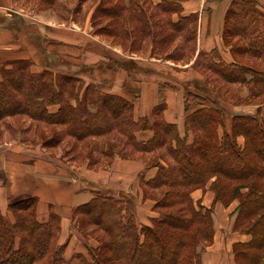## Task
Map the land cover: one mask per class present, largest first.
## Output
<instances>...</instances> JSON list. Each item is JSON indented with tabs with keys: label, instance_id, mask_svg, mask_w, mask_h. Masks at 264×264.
Instances as JSON below:
<instances>
[{
	"label": "trees",
	"instance_id": "obj_1",
	"mask_svg": "<svg viewBox=\"0 0 264 264\" xmlns=\"http://www.w3.org/2000/svg\"><path fill=\"white\" fill-rule=\"evenodd\" d=\"M180 10V0H100L91 23L96 34L131 52L149 39L152 53L186 61L195 51L196 16L174 20ZM222 40L230 48L231 62L212 49L200 51L194 66L217 88V96L264 106V10L258 0L230 1ZM30 66L29 60L19 59L0 68V121L24 116L37 129H54L42 145L53 148L67 138L66 156L83 157L90 167L114 155L143 159L146 166L156 167L152 178H141L143 195L154 200L156 215L139 226L124 198L96 190L73 207L72 217L79 233L97 245H87V255L76 252L66 260L65 244L58 242L59 215L50 210L48 219L39 221L37 196H25L8 204L11 218L0 209V264H202L200 253L213 235L212 212L196 205L190 193L209 181L216 201L226 205L239 200L233 226L251 235L248 242L234 244L237 263L262 264L264 116L233 115L226 130L223 109L214 106L209 94H194L192 109L186 99L181 134L164 120V100L154 105L151 117L135 118L133 102L122 95L70 74L33 72ZM235 84L249 87L248 94H227ZM221 90L225 94H218ZM50 105L57 110L50 112ZM146 129L152 136L138 140L135 133Z\"/></svg>",
	"mask_w": 264,
	"mask_h": 264
},
{
	"label": "crops",
	"instance_id": "obj_2",
	"mask_svg": "<svg viewBox=\"0 0 264 264\" xmlns=\"http://www.w3.org/2000/svg\"><path fill=\"white\" fill-rule=\"evenodd\" d=\"M99 1L54 0L44 4L41 0H0V68L10 61L26 59L33 72L47 69L79 77L85 84L130 99L135 118L151 117L154 105L164 100V120L174 123L183 134L187 95L202 94L194 86L205 84L204 74L194 66L198 53L217 49L223 61L233 60L230 48L222 40L223 18L231 0H180L181 10L172 18L196 16L195 51L186 61H173L152 53L149 39L144 40L138 51L131 52L111 37L96 34L91 18ZM160 1L149 0L150 4ZM258 2L264 10L261 4L264 0ZM125 59L132 67L118 65ZM206 89L204 94H216L211 86ZM214 106L223 109L226 130L230 129L233 115H259L261 110L260 105L253 102L224 101ZM57 108V105L48 107L50 112ZM14 119L7 117L0 121V209L3 212H7L11 201L22 196H37L39 221H46L50 210L60 217L58 242L65 244L66 260L76 252L87 255V249L80 246L85 238L74 225L72 209L88 200L96 190L117 196L111 190L118 188L127 194L123 198L137 225L150 224V218L156 215L154 200L144 197L141 178H152L156 167L146 166L140 158L119 155H114L109 162L102 159L104 162L96 167L88 166L86 161L74 163L55 149L12 137L8 128ZM135 135L138 140H147L152 131L139 130ZM238 142L243 143L242 136L238 137ZM24 149L35 154L26 159L21 154ZM73 172L82 178H74ZM210 183L190 193L196 205L211 208L212 212V240L200 253L201 262L238 264L234 244L251 239L250 234L233 226L239 200L235 198L226 205L216 201Z\"/></svg>",
	"mask_w": 264,
	"mask_h": 264
},
{
	"label": "rangeland",
	"instance_id": "obj_3",
	"mask_svg": "<svg viewBox=\"0 0 264 264\" xmlns=\"http://www.w3.org/2000/svg\"><path fill=\"white\" fill-rule=\"evenodd\" d=\"M75 3V2H74ZM263 6H264V3H261ZM93 30L95 31V28L93 27ZM123 63V64H122ZM125 63V64H124ZM121 65L125 66V67H132V64L130 62L127 61V59L125 60H122L120 62ZM206 79V78H205ZM205 85V86H204ZM202 84V83H197L194 88L201 92L202 94H199L201 96H207L206 94H204V92L207 91L206 89V86L209 87L211 86L212 90L213 91H217V88L214 87V85H209L208 86V82H205V84ZM232 91L235 93V94H238L240 96H246V94H248L249 92V87H247L246 85H242V84H235L232 86V89L227 93V94H230L232 93ZM133 93H135V90H133ZM225 94V91L223 92V90L221 91H218V94ZM193 93H191L190 95H188V104L190 105V108L194 106L195 104V98L193 97ZM211 96H214L212 99H213V102L214 104H224V101H229V102H232V100L230 99H226V100H222L220 97H218L216 94H211ZM209 95V97H211ZM260 105V104H259ZM260 108L261 110L259 111V116H261V114H264V111L262 110V108H264L263 105H260ZM15 121L12 122V125L9 126V133L12 137L14 138H19L21 140H24V141H27L28 143H38L40 144L42 147H44L42 144L43 142V139L44 138H48L50 136H52L54 133H55V130L54 129H44L43 126H39L38 129L35 125V123H32V121L30 119H28L27 117H24V116H17V117H14ZM7 119V118H5ZM0 134H1V130H0ZM67 139V138H66ZM64 139L59 145L53 147V148H47L49 150H56L58 152H60V156L62 157H67L66 156V153H65V150L67 148V146H69L70 144L67 142L68 140ZM69 144V145H68ZM59 149V150H58ZM21 154H23L25 156L26 159L30 158L33 154H35L34 152H32L31 150H26L24 149V151L21 152ZM85 158L83 157H80V159H76V160H73L74 163H81V162H85L84 160ZM106 161V160H105ZM73 176L74 178L76 179H81L82 176H80L79 174H77L76 172H73ZM84 179V178H83ZM111 192H115V194L118 196V197H124L126 196L127 194H125L124 192L120 191L118 188H113L111 190ZM30 196V195H28ZM23 198V196L21 197ZM6 214L11 218L10 216V213L7 211ZM97 245V242L95 243V239L90 237L88 239H84V243H80V246H84L85 249H86V246L89 245V246H93L90 241ZM95 240V241H94ZM83 241V240H82ZM87 254V253H86Z\"/></svg>",
	"mask_w": 264,
	"mask_h": 264
}]
</instances>
